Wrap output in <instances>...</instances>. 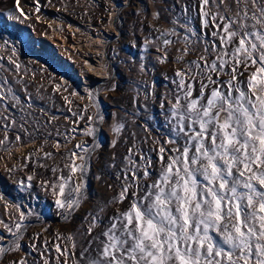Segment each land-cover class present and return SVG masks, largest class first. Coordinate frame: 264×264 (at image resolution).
I'll list each match as a JSON object with an SVG mask.
<instances>
[{
  "label": "rangeland",
  "instance_id": "1",
  "mask_svg": "<svg viewBox=\"0 0 264 264\" xmlns=\"http://www.w3.org/2000/svg\"><path fill=\"white\" fill-rule=\"evenodd\" d=\"M123 1L0 0V264H264V0H130L82 91Z\"/></svg>",
  "mask_w": 264,
  "mask_h": 264
},
{
  "label": "bare ground",
  "instance_id": "2",
  "mask_svg": "<svg viewBox=\"0 0 264 264\" xmlns=\"http://www.w3.org/2000/svg\"><path fill=\"white\" fill-rule=\"evenodd\" d=\"M126 0H124L123 2H121V4H125ZM121 5L119 4H115V6L113 7L111 13L109 14V27L110 29H112L113 33L111 35H109L110 37H94L93 41H96V50L98 53V56L95 57L94 59H87L85 62L87 65V68L89 70H91L90 75H95V78H93L92 83L89 81V76H81L80 75V83H81V87H82V91H89L92 90L94 88H96V86H98L97 88H99L100 86H105V84H107L109 81L112 80L113 76H111V71H107L106 67H104V59H103V54H104V58L107 59V51L105 50L106 46L108 47L111 44V40L115 39L118 36L117 33V29H115V20H114V24L112 26V21L115 18L116 19V15L119 11V9H121L120 7ZM56 30V29H54ZM55 35L59 38L60 37V43L55 42ZM66 35H62L61 33H57L55 32L54 35H49L47 37H45L44 39H50L49 41H53V43H55L56 45H58V51L60 54L64 53V43H65V39ZM110 42H109V41ZM109 42V43H108ZM108 44V45H107ZM38 46V48L40 49V51L45 50V48L43 47V45L41 44V42H37L36 44ZM105 50V51H104ZM104 51V53L102 54V52ZM56 53V52H55ZM64 55V54H63ZM108 61V59H107ZM67 68L70 69L69 66H67ZM68 69V70H69ZM74 71H76V69L74 68ZM72 70V72H74Z\"/></svg>",
  "mask_w": 264,
  "mask_h": 264
},
{
  "label": "trees",
  "instance_id": "3",
  "mask_svg": "<svg viewBox=\"0 0 264 264\" xmlns=\"http://www.w3.org/2000/svg\"><path fill=\"white\" fill-rule=\"evenodd\" d=\"M91 141H92V137L91 136H88L87 138H85V141L84 142L90 144ZM75 144L78 145L79 142H77V143L75 142ZM74 145H73V147H74ZM71 160H72V158H71ZM36 162L37 161L34 160L33 157L32 158L30 157L27 160V162H26V160L24 161V165H26L27 170H29V174H28V172L26 173V175L24 177L25 179H24L23 182H21L20 180L18 181L17 186L20 187L21 190H23V186H25V185H31V181L33 182V177H35L36 175L39 176L40 170H41L40 169V166H37V167L36 166H33L32 167L31 165H29V164H35ZM30 173H32V174H30ZM50 173H51V171L48 170L46 176H48V174H50ZM57 185L58 186H57V189L55 191L54 200L56 202V205H58L59 210L61 211V214H62L67 209L68 204H70L72 197L75 195V193H74L75 191L72 190L69 193L60 192L61 191V186H60V184H57Z\"/></svg>",
  "mask_w": 264,
  "mask_h": 264
},
{
  "label": "water",
  "instance_id": "4",
  "mask_svg": "<svg viewBox=\"0 0 264 264\" xmlns=\"http://www.w3.org/2000/svg\"><path fill=\"white\" fill-rule=\"evenodd\" d=\"M126 4H124L122 7H121V9L118 11V13H117V15L121 12V10L123 9V8H125L127 5H128V3H130V0H126V2H125ZM117 15H116V18H117ZM115 21H116V19H115ZM108 63L110 64V66H111V68H112V72H111V74H112V76L114 75V72L116 71V69L112 66V64H111V62L108 60ZM94 91H96V96H97V98H98V100H99V104L101 105V107H102V110H104L105 109V102H104V100L102 99V97L100 96L101 94H100V92L98 91V90H94ZM96 139H97V134H95L94 136H93V138H92V143H91V150H90V153L88 154V156H87V158H86V160L91 156L90 154H92V152H93V149H94V147H95V145H96ZM85 178V180L86 181H88V182H90L89 181V179L87 178V177H84ZM83 192H84V190H83ZM81 194H82V192H80ZM79 201V197L72 203V204H70L69 205V207H68V209L66 210V212H65V214H64V216L62 217V219H59V220H57L58 222H63V221H65L66 219H67V217H68V215H69V213L74 209V207H75V205L77 204V202ZM51 216H53L52 214H50ZM53 218V217H52ZM11 240H13V238L11 239ZM8 242H10V241H7V243ZM6 251H7V244L5 245V248H4V250H3V252H2V258H3V256L5 255L4 253H6Z\"/></svg>",
  "mask_w": 264,
  "mask_h": 264
}]
</instances>
